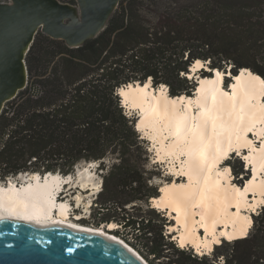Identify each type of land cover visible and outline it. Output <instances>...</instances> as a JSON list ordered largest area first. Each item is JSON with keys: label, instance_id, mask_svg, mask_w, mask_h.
Instances as JSON below:
<instances>
[{"label": "trees", "instance_id": "obj_1", "mask_svg": "<svg viewBox=\"0 0 264 264\" xmlns=\"http://www.w3.org/2000/svg\"><path fill=\"white\" fill-rule=\"evenodd\" d=\"M263 52L264 0H120L99 35L75 49L38 32L25 60L27 86L0 113V181L22 173L73 175L83 161L100 162L106 174L96 203L100 216L91 227L135 228L157 260L170 247L182 255L162 225L155 230L165 216L154 208L147 209L149 217L124 208L159 193L118 89L149 80L152 87L167 86L172 97L190 96L196 85L186 74L197 60L208 61L210 70L244 69L264 78L255 68ZM234 172L246 174L243 163ZM253 217L248 235L226 242L232 253L225 264H264V204ZM115 234L153 264L120 230ZM185 260L203 264L195 256Z\"/></svg>", "mask_w": 264, "mask_h": 264}, {"label": "bare ground", "instance_id": "obj_2", "mask_svg": "<svg viewBox=\"0 0 264 264\" xmlns=\"http://www.w3.org/2000/svg\"><path fill=\"white\" fill-rule=\"evenodd\" d=\"M78 1L82 6L85 0ZM66 5L61 14L64 23L80 18V8ZM53 10L59 11L57 7ZM43 22L40 21L42 26ZM29 32L32 34L34 30L25 29L23 34ZM30 38L24 43V50L31 42ZM2 46L5 47L3 43ZM22 64L19 86H23L26 77L23 61ZM202 68H207L206 63L197 60L189 66L186 76ZM214 70L212 77H198L193 96L172 97L168 95L167 86L160 85L155 89L149 80L142 85L133 83L118 89L123 107L136 112L137 132L154 143L156 159L160 162L168 160L169 174L172 172L175 176L160 187L159 197L150 200L151 207L165 211L173 222L168 228L173 241L180 247L192 248L197 255L212 251L221 238L243 237L252 220V212L247 213L248 210L264 203V80L242 69L227 90L223 87L226 74ZM247 150L248 154L245 153ZM232 151L242 152L248 157L247 164L253 167L243 189L231 182L229 168L224 170L222 165ZM88 164L95 166L97 162ZM88 169L87 166L84 168L87 172ZM80 171L78 167V173ZM18 175L20 182L9 178L4 185L0 183L2 220L86 229L125 244L144 264H149L131 245L110 234L116 224H106V231L102 225L94 228L79 223L82 217L73 213L74 210L85 205L88 211L91 201L84 198H91L99 191L93 177L74 178L70 174L53 173ZM66 186H69L67 192L74 190L77 193L73 198L74 205L67 199L74 196L70 193L59 199L61 189ZM84 192L90 194L84 195ZM250 193L254 194L252 199Z\"/></svg>", "mask_w": 264, "mask_h": 264}, {"label": "water", "instance_id": "obj_3", "mask_svg": "<svg viewBox=\"0 0 264 264\" xmlns=\"http://www.w3.org/2000/svg\"><path fill=\"white\" fill-rule=\"evenodd\" d=\"M119 1L85 0L81 6L76 0V4L68 5L80 8V18L65 23L61 14L67 5L58 0L0 3V113L5 104L27 86L25 59L39 31L65 41L67 47L78 48L96 38L106 27ZM55 7L59 11H54ZM25 29L34 32L25 35ZM29 38L31 42L24 50V43ZM21 60L26 70L23 86H19L20 69L23 68ZM104 228L107 231L108 226L105 224ZM109 232L117 236L115 231ZM132 250L112 238L86 229L0 218V264H144Z\"/></svg>", "mask_w": 264, "mask_h": 264}, {"label": "rangeland", "instance_id": "obj_4", "mask_svg": "<svg viewBox=\"0 0 264 264\" xmlns=\"http://www.w3.org/2000/svg\"><path fill=\"white\" fill-rule=\"evenodd\" d=\"M10 1H12V0H0V3L9 4ZM58 1L61 2V3H63V4H71V3H68L65 0H58ZM74 1H76V0H74ZM75 4H76V2H75ZM79 16H80V14H79ZM40 33L43 34V35H45V36L50 37L46 33H43V32H40ZM61 41H63V40H61ZM66 44L67 43L65 42V45ZM204 63H206V66H207L206 69L205 68H202L198 72H193L192 71L191 72V75L187 76L188 78H191L192 81H194L193 83L195 85L198 82V77H204L205 75H207L205 77H210V76L212 77V74H211L212 72L211 71H215V70H210V68L208 67V65H209V62L208 61L207 62H204ZM255 63H256L255 68L261 70V72L264 74V52H263V55H261L260 59L259 60H256ZM240 70L241 69H235L236 73H233L232 71H230L229 68H226V70L223 71V73L226 74V76H227V78L225 76V79H224V81H225L224 82V86H223L224 88H226L227 90L230 89V86H231L230 84L233 81V79L230 76H232V74H235V76H236L237 74L240 73ZM261 78L264 80L263 77H261ZM154 88L155 89H159L160 86H156ZM195 89H196V87H195ZM194 92H195V90H194ZM194 92H191V95L192 96H193ZM168 95H169V93H168ZM263 98H264V96H263ZM263 101H264V99H263ZM120 104L122 105V102H120ZM122 107H123V105H122ZM123 110L125 112V115L127 117H129L130 119H133L134 122H135V124H136L137 121H138L137 118L135 117L136 112L130 111V110H126L124 107H123ZM135 127H136V125H135ZM139 135H140V133H139ZM251 137L253 138V133H251ZM253 139L256 140V138H253ZM140 140L143 141L144 146H145L144 149L147 152V155L146 156H147L148 164H147V166H145V168H146L145 170L147 171L148 176H150V178H151V182H152L151 184H153L156 187L157 192L160 194V191H159L160 190V187L163 186L165 183H168V182L174 180L175 179V176L172 174V172H171V174H169L170 173V170L168 169L169 168V165H168L169 164V161L168 160L167 161L165 160L163 162H160V161H158L156 159V157H155V154H156L155 148H156V146L154 145V143L151 140H149V138H147V137H143L142 138L141 135H140ZM257 140L259 141L260 139L258 138ZM258 141L256 143H258ZM248 151L249 150L245 151V153L248 154ZM233 152L234 151L230 152V156L228 157V159H225L222 162V165L224 164V166H223L224 170L226 168H229L228 176L231 179V182L233 184H235V183L238 184V186L242 187V189H243V187L246 186V179H248L250 177V174L252 173L253 167H251L250 169H246L247 166H248V164H247V159H244L245 155H243L242 152L241 153L238 152L239 154H233ZM243 160H244L245 163H243ZM240 162L243 163V165H244V171L246 172V174L237 175L234 172V169H236V168H238L240 166ZM99 164H100V162H97V164L95 166H92L91 164H88L86 161H83V162H81V163H79V164H77L75 166V169H74L75 172L72 175L74 178H76V177H82V178L93 177L94 178V182L98 186V190L99 191H98L97 194L91 196V198H88V199L87 198H84L85 201L86 200L87 201H89V200L91 201L90 202L89 210L86 211L85 205H82V206H80L79 209L74 210V212H73L75 214H79L82 217V219L80 220V223L81 224H85L86 226H90V227H91V224H94L95 222L98 221V218L100 216L98 214V207L99 206H97L96 203L98 202V199L100 198V193H101V190L103 188L102 187V183L104 182L103 178H104V175L106 174V171L101 170L99 168ZM86 166H87V168H89L88 169L89 170L88 172L84 170V168ZM78 167H79L80 170H82L79 173H78ZM223 168H221V169H223ZM14 180H16L17 182H20L21 181L20 180V176L19 175L15 176L14 177ZM0 183L3 184L4 182H0ZM68 188H69V186H66L65 189H63L64 194H62L59 197V199H62L63 197L65 198L66 195L68 193H70V195H74V196L68 197L67 199H69L70 203L72 205H74L75 203H74L73 198L77 195V193H75L74 190H72L73 192H67V189ZM89 194L90 193H87V192L85 193L84 192V195H89ZM250 195H251V199H252L254 197V194H251L250 193ZM263 204L264 203H262V202L261 203H258V204H256L254 206V208H252L251 210H248L247 213L252 212L250 214L251 219H252L251 220L252 222H251V225H250V227H249V229L247 231L248 233H246L247 235L251 232V227L253 225V220H254L253 219L254 218L253 216L254 215H258L260 213V210L263 207ZM151 205L152 204L150 203V200H149V202L147 204H141V205H139L138 203H135L134 202V203H131V204L125 206L124 208L126 209V211L128 213H131V214L132 213H136V212L137 213H141L140 210H142V212H144L146 214V217H149L148 212H147V209L153 208V207H151ZM155 211H156V213H159L161 216H165V219H166V221H165L166 224H161L162 222H158L157 221L155 224L158 225V227H156L155 230L156 231L159 230L160 229L159 225H162L161 226V227H163V234L162 235L164 236V238L167 241H171L172 244H177L176 241H173L172 233L168 230L169 225L170 224L172 225L173 222L166 215L167 213L165 211H160V210H157V209ZM156 220L157 219L154 217V222ZM101 225H103V224H101ZM116 226L117 227L115 228V230H117V229L120 230V232H121V234L123 236L128 237L130 240H132L134 243H136L137 246L142 250V252L148 257V259L153 262V264H167L166 262H176V261H180L181 263L188 264L186 262V260H185V257L187 255L190 258H192L193 256H195V258H197V262L202 261L203 264H215V263L216 264H225V261H226V259L228 257V254L232 253V251H231V248H232L231 247V244L230 245H227L226 242H232V240L236 239V238H233L232 240L231 239L230 240H227V239L224 240V239L221 238L220 239V242L214 245L212 251L207 252L204 255H197V254L194 253L195 251L192 248H190L188 246L187 247H180L177 244L179 250H183L184 251V253L182 255L176 254L175 251L173 249H171V247H170L169 249L164 250V252H162V255H163L162 258H160L159 260H157V258H154L153 255H149L147 253V250L148 249H146V247L144 245V240L140 237V234H142V233H139L135 228L125 227L123 225L120 226L119 224H116ZM120 239H122V238H120ZM127 244H129V243H127ZM174 246L176 247V245H174ZM217 246H219V247H217ZM131 247H133V246H131ZM134 249L136 250V248H134ZM136 253H138L137 250H136ZM215 253H218L219 254V257H216V254ZM238 254H241V251L238 250ZM141 257L143 258V256H141Z\"/></svg>", "mask_w": 264, "mask_h": 264}, {"label": "snow or ice", "instance_id": "obj_5", "mask_svg": "<svg viewBox=\"0 0 264 264\" xmlns=\"http://www.w3.org/2000/svg\"><path fill=\"white\" fill-rule=\"evenodd\" d=\"M217 75L219 76L220 74L217 73ZM206 131H207V125L205 124V126H204V133H206ZM212 131H213L214 134L216 133V125L214 123H213V126H212ZM204 133L201 134L202 137H203ZM193 134L195 135V133H193ZM237 154H239V153H237ZM244 159H248V157H244ZM237 191H239V190H237ZM209 210L211 211V209H209Z\"/></svg>", "mask_w": 264, "mask_h": 264}, {"label": "flooded vegetation", "instance_id": "obj_6", "mask_svg": "<svg viewBox=\"0 0 264 264\" xmlns=\"http://www.w3.org/2000/svg\"><path fill=\"white\" fill-rule=\"evenodd\" d=\"M80 223V222H79ZM216 254V253H215ZM167 264L169 263V262H166ZM173 264H177V262H174Z\"/></svg>", "mask_w": 264, "mask_h": 264}, {"label": "built area", "instance_id": "obj_7", "mask_svg": "<svg viewBox=\"0 0 264 264\" xmlns=\"http://www.w3.org/2000/svg\"><path fill=\"white\" fill-rule=\"evenodd\" d=\"M176 245V247H178V245L177 244H175ZM216 264V263H215Z\"/></svg>", "mask_w": 264, "mask_h": 264}]
</instances>
